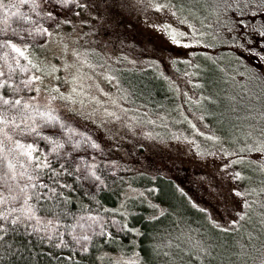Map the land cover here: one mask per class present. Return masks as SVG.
<instances>
[{"label": "snow or ice", "instance_id": "1", "mask_svg": "<svg viewBox=\"0 0 264 264\" xmlns=\"http://www.w3.org/2000/svg\"><path fill=\"white\" fill-rule=\"evenodd\" d=\"M24 5L29 6L27 11L22 10ZM136 5L142 7L145 12L148 9L161 13L167 10L181 24L187 25L188 30L174 27L168 20L151 25L165 35L171 44L184 49L206 44L208 36H211L212 40L208 47L215 48L217 44H226L243 49L247 46L246 42L237 39L243 32H248L249 35L259 33L260 39L264 40V0H203L202 5L189 10L187 14L185 5H177L175 0H136ZM136 5L129 0H104L106 15L102 18L97 15V19L111 22L126 10L136 8ZM94 7L98 13L101 5L97 2ZM88 8L89 3L81 0H0V24L3 25L0 27V34L6 37L0 40V49L3 50L0 52V59L4 60V67H0V89H6L10 93L0 91V242H5L0 247V253L3 257L11 255L13 258L19 253L22 264H28L23 252L28 251L29 256L33 253L30 249L14 248L12 243H8L7 237L10 233L22 231L29 236L35 233L37 239L44 244L70 249L73 255L68 256V260H72L78 252L80 260L76 264H144L140 251L135 246V240L131 241L130 255L126 254L127 246L122 244L119 248L105 250L119 241L120 233L140 235V229L131 227L128 220L124 219L129 216L126 209L119 219L116 215L109 218L108 212H117L120 209H107L96 199V192L108 187L107 171L98 167L95 156L88 153V149L93 152L102 150L101 144L87 131L76 127L73 116L70 115L84 116L85 113L81 109L90 101L101 106L109 102L114 105L115 110L112 111L102 108L104 115L113 121H121L129 111L120 101L126 100L130 93L118 87L117 92H123V95L117 98L105 91L96 81L95 73L85 71L86 68L96 69L101 66L92 64L82 50L70 47L65 42L69 34L63 32L62 25L72 24V20L66 18L67 14ZM201 8L206 10L208 15L215 17V25L206 26L209 29L214 27L215 35L201 31L196 23L189 19L195 17ZM61 10L65 16L63 19ZM257 17L261 18L259 23H245L249 18L256 20ZM206 18L200 16L201 27L205 26L203 21ZM9 33L12 38H7ZM17 38L19 42H16ZM31 49H47L51 51L53 59L58 58L61 63L34 57ZM248 50L264 59V45L252 46ZM68 53L74 57L71 62L67 59ZM188 55L195 56L196 53L191 52ZM204 55L207 56L206 53ZM207 58L214 59L210 56ZM236 59L237 67L245 69L244 73L237 71V75L264 80V72H258L255 67L250 68L239 57ZM22 60L24 63H21ZM131 63L135 64L136 61ZM171 63L174 66L179 63L189 64L190 60H182L180 56H176L171 58ZM61 69L65 72L64 83H61V77L57 75ZM73 69L75 71H72ZM102 75L113 86L120 85L116 75ZM160 75L163 76L162 71ZM164 78L168 79L166 76ZM69 82L70 90L63 91ZM93 87L97 93L109 97V100H101L98 95H93ZM207 99L212 100V97ZM57 102H60V107H57ZM200 102L196 101L197 104ZM77 104L79 108L76 107ZM61 108L67 112H62ZM92 112L94 115L95 109H92ZM118 112L121 114L118 115ZM259 115L264 117V112ZM88 118L91 119L92 116ZM135 119L136 117H132L128 121L129 125ZM199 119L203 120L204 116L201 115ZM192 127L195 129L196 125L192 124ZM35 138L46 141L47 145L41 148ZM208 138L217 142L221 140L217 135ZM237 147L239 152L255 154L258 159L239 155L237 151L223 146L218 153H204L231 157L217 165L220 178L209 181L207 188L211 200L216 201L225 213H235L237 218L227 221L231 227L222 225L213 218L208 208L201 207L188 197L193 207L202 212L214 228L222 232L239 229L241 221L249 218L248 213L254 206H259L261 215L264 216V182L258 186L240 183L251 180V176L243 170L245 165L248 171L264 174V131L255 136L252 131L246 132L245 143L238 144ZM81 148L84 149L83 155L79 152ZM200 154L198 151L197 155ZM107 163L105 162L106 165ZM235 165H240L241 168H235ZM110 170L113 173L116 171L115 168ZM49 173L51 175H48ZM176 187L181 194L187 196L182 187ZM148 191L151 193L157 189L153 186ZM76 192L88 198L89 203L80 200L78 207H70L74 203L71 193ZM127 199L125 196V200ZM93 203L98 210H93ZM148 203L156 212L155 215L147 217L149 221H157L158 217H163L168 211L161 204L151 200ZM261 223H264V220ZM65 237L69 239L66 240ZM181 237L184 239L181 240ZM182 243L184 247H181ZM173 245L181 252L186 251L190 258H194L192 264H211V259H214L213 250L207 244L202 240L193 242L191 235L183 232L175 239L169 236L167 242L156 243L153 250L171 248ZM180 259L181 264H185L183 257ZM259 264H264V254L261 255Z\"/></svg>", "mask_w": 264, "mask_h": 264}, {"label": "rangeland", "instance_id": "2", "mask_svg": "<svg viewBox=\"0 0 264 264\" xmlns=\"http://www.w3.org/2000/svg\"><path fill=\"white\" fill-rule=\"evenodd\" d=\"M193 1L184 0L180 3L188 4V8H193ZM195 1L203 2V0ZM81 2H88L89 8L87 10L77 9L75 12L67 14L66 18L72 20V24L62 25L63 32L69 34L65 42L70 47L82 50L92 64L101 66L96 69L86 68L85 71L94 72L96 81L105 91L112 93V96L117 98L123 95V92H117L118 87H122L124 91L130 93L126 100L120 101L125 108L129 109L121 121H113L104 115L102 108H108L110 111L115 110V106L110 102L101 106L90 101L81 109L85 113L84 116L70 114L73 116L76 127L81 131H87L101 144L102 150H98L96 161L104 164L108 162L109 165L115 161L113 167L118 169L122 167L132 174L143 173L152 178L155 177V179L158 177L171 179L184 189L187 198L191 197L201 207L208 208L214 219L231 227L227 221L237 218L235 213L231 211L225 213L216 201L211 200L207 192L209 181L220 178L217 165L222 160L231 159V157L204 155V153H218L223 146L237 151L239 155L258 159L255 154L239 152L237 145L245 143L246 132L252 131L255 136L264 131V117L259 115L264 112V80L254 79L253 83L256 82V86L260 85L254 89L256 86L254 84L251 88L249 77L239 75L236 79L233 77V84L242 86L243 88H239L243 92L229 88L233 86L223 77L227 72L222 74L217 72V69L213 67L215 65L213 60L206 58L213 57V51L216 52L215 48L207 46L212 43L211 36L206 37L204 45L184 49L171 44L165 35L151 26L153 23L168 20L174 27L188 30L187 25L181 24L167 10L161 13L154 9H148L145 12L142 7L136 5V0H129L130 3L136 5V8L131 11L126 10L123 15L116 17L111 22H104L102 19H97V15L101 18L106 15L104 0H81ZM97 2L101 5L98 13L94 7ZM200 16L198 15L199 19L193 17H189V19L193 23L196 21L200 23ZM203 16L207 17L203 21L205 26L201 27V23H196V25L201 31H208L215 35L214 27L211 29L206 27L208 24L215 25V17L208 14ZM61 18H65L62 10ZM260 19V17H257L256 20L248 19L245 23L257 24ZM85 33L87 35H84ZM77 37L79 39H75ZM237 39L246 42L247 46L239 49L235 45L217 44L216 47L229 49L232 55L239 57L250 68L255 67L258 72H264V59L248 50L252 46L264 45V40L260 39L259 33L249 35L248 32H243L237 36ZM191 52H195L196 55H188ZM257 52H259L258 47ZM205 53L207 56L204 55ZM176 56H180L182 60L188 59L190 63H179L174 66L171 63V58ZM227 58L229 55L220 57L222 60L226 59L228 64ZM67 59L71 62L74 57L68 53ZM131 61H136V63L133 64ZM55 63L59 64L61 61L57 58ZM161 71L163 72L162 77ZM239 72L244 73L245 69H239ZM102 73L116 75L120 80V85L113 86ZM184 73H188V75H184ZM59 74L61 83H64V70L61 69ZM165 76L168 79L163 78ZM165 81H168L169 86L174 89L176 99L166 87ZM226 84L229 87L223 89V85ZM175 85L179 87L177 88ZM218 86L221 87L220 93L215 92ZM244 88L247 92L254 90L244 94ZM69 90L70 82L63 88L65 92ZM91 92L93 95H98L101 100H109V97L97 93L95 87L91 89ZM209 96L212 97V100L207 99ZM232 97L235 99H231ZM197 100L201 101L200 104L196 103ZM57 107H60V102H57ZM76 107L79 108V104ZM92 109H95L94 115ZM61 111L67 112L64 108H61ZM201 115L204 116L203 120L199 119ZM89 116L92 118H88ZM132 117H136V119L132 120L129 125L128 121ZM192 124L196 125L195 129ZM201 133L206 135H201ZM212 135L219 136L221 140L217 142L209 139L208 137ZM198 151L201 152L200 155H197ZM234 167L241 168L240 165ZM243 170L248 176H251V180L240 183L258 186L262 180L264 181L263 174L260 175V172L248 171L246 165ZM135 192L133 190L130 194ZM166 192L168 193V191ZM153 194L154 197L151 195L153 200H161L162 194L159 195V191L158 193L155 191ZM142 200L139 199L138 204H141ZM260 211L262 210L260 209ZM248 217L241 221L239 229L233 231L237 238L246 239L245 247H240L241 252L237 250L236 253L233 251V254L227 255L220 254L217 250L215 254V249H212L215 261L219 256L221 258L218 264H223V260L228 257L234 258L235 264L240 261L251 262L257 253L264 254L261 250L264 246V223H261L264 217L260 219L252 211L248 213ZM162 231L161 236L166 238L171 236L173 239L180 236L181 233L178 230L173 232L163 229ZM182 239L183 237H181ZM181 247H184L183 243ZM161 250L164 258L159 259L157 264H180L179 260L174 257L176 252H180V249L173 245L171 248L162 247ZM165 253H171V255H165ZM259 259H257V264H259Z\"/></svg>", "mask_w": 264, "mask_h": 264}, {"label": "trees", "instance_id": "3", "mask_svg": "<svg viewBox=\"0 0 264 264\" xmlns=\"http://www.w3.org/2000/svg\"><path fill=\"white\" fill-rule=\"evenodd\" d=\"M183 1L184 0H175L177 5L181 4L180 2ZM193 3H194L193 8L192 7L188 8L187 6L188 4H184L185 14H187L189 10L196 9L197 6L202 5L203 2L198 3L194 0ZM28 7H29L28 5H24L22 10L27 11ZM207 14H208L207 11L201 8V10L198 11L196 16L193 18L199 19L198 15H207ZM196 23L198 24L199 21H196ZM2 26L3 25L0 24V27ZM5 38L6 37L4 34H0V40ZM7 38H12L11 33L8 34ZM16 42H19L18 38ZM215 49L216 52L214 50L213 51L214 55L213 54L212 55L213 58L216 57L217 59L215 58L208 59L207 57L206 58L207 60H213V62L215 63L213 67L217 69V72L219 73L221 72V74L227 72L225 76L223 75L224 80L230 82L233 87H229L227 86L228 84H226L223 85V89L229 87L231 89L233 88L234 91L243 92V90L240 89L243 88L242 86H235L233 84V77L236 79L239 76L236 74V72L237 71L239 72V69L243 68V67H237V59H236L237 56L232 55L230 50L226 48L215 47ZM2 51L3 50L0 49V52ZM31 52L34 57L39 56L42 58H46L47 60L55 63L56 59H53L51 51L47 49H31ZM221 55H229V58H227L229 61L228 62L229 65L227 64L226 59L225 60L220 59ZM21 63H24V61L22 60ZM203 64L205 65V61L203 62ZM0 67H4L3 59H0ZM221 69H223V71H221ZM57 75L60 76L59 73H57ZM229 76H231V78H229ZM253 81L254 79L252 80L250 79L249 84L251 88L256 83V82L253 83ZM45 83H47V81H45ZM165 85L168 88V90L171 93H173L172 95L173 98L176 99L175 91L171 86H169L168 81H165ZM257 86L254 89H256ZM220 89L221 87L218 86L215 92L220 93L221 91ZM245 89L246 88H244L245 91L244 94L250 92V91L247 92V90ZM254 89H252L251 92ZM0 91H4L6 94H10L6 89H0ZM35 139L37 140V143L40 144L41 148L47 145L46 141H41L39 140V138H35ZM79 152L82 155L85 154L83 148H81ZM88 153L94 155L95 158L98 156V150L93 152L92 149H88ZM89 162L91 163L92 161L89 160ZM113 166L114 165L112 163L111 165L109 164L106 165L104 163L98 162V167L101 168L102 170L107 171L108 187L102 191H97L96 199L99 200L100 203L107 209H120V211L117 212H111V211L108 212L107 215L109 218L112 215H116L119 219L122 216L123 211L126 209L129 213V216L124 217V219L128 220L129 225L131 227L139 228L141 234L136 235L128 232H122L120 233L119 241L115 244L109 245L108 248L105 249L106 251L111 250L112 248H119L120 245L122 244L127 246L126 254L130 255L131 254L130 249L132 247L131 241L135 240L136 242L135 246L137 250L140 251V256L144 260V264H157L158 260L163 259L164 257L162 256L163 254L161 250L162 248L154 251L153 250L154 245L160 242H167L168 240V238L161 236V234L163 233L162 231L163 229L168 231L172 230L173 232L178 230L185 234H190L193 242H195L196 240H202L211 249H215V254H216V250L220 254L221 253H225L226 255L233 254V251L236 253L237 250L240 251L241 248L245 247L244 246L246 243L245 238L244 239L237 238L236 237L237 235H235L233 231L222 232L219 229L214 228L208 222L205 215L202 212H200L197 208L193 207V205L189 202L187 196L181 194L178 191L176 187L177 184L173 180L168 179L166 177H158L157 179L154 180L152 177L146 174L145 175L143 173L132 174L131 172L126 171L122 167L121 169H118ZM111 168H115L116 171L114 173L111 172L110 170ZM249 173L251 175V172ZM48 175H51V173H49ZM261 182L264 181L262 180ZM153 186L157 189V193L159 191V195L162 194L161 200L156 199L157 200L156 201L152 199L151 195H153L154 197L153 193L155 191L149 193L148 190L153 188ZM133 190H135L136 192L134 194H130L131 191ZM166 191H168V193ZM141 193H143V195H141ZM71 195L74 197V203L70 205V207L72 208L78 207L80 200H83V202L86 204L89 203L88 198L84 197L80 192L71 193ZM125 196L128 197L127 200H125ZM139 199L142 200L141 204H138ZM149 200L153 201L154 203L161 204L163 208H165V206L167 205L166 207V209L168 210L167 213L163 217H158L157 221H149L147 219L149 215L156 214L155 210L150 207L148 203ZM122 201H123V207H121ZM91 206L94 211L98 210L94 203ZM251 211L255 216L259 217L260 219L264 217L261 215L259 206H254ZM65 239L68 240L69 237H65ZM7 242L12 243V246L14 248L24 247L26 249L31 250V252L33 253L31 256H29L28 251L23 252L24 257L28 260V264H76V262L80 260V255L78 254V252L76 255L73 256L72 260H68L67 257L73 255L72 250L55 248L49 244H44L37 239L35 233H33L31 236L24 234L22 231H19L15 234L10 233L7 237ZM4 243L5 242H0V247H2ZM261 250L262 252H264V246ZM49 253H51V255H49ZM261 254L262 253H257V256H255V259L252 258L251 262L244 263L240 261L237 264H257L256 263L258 261L257 259L261 257ZM19 256L20 254L18 253L15 258H13L11 255H9L8 257H3L2 253H0V264H22V262L19 259ZM174 257H176L177 260H179L180 264H181L180 257H183V261L185 262V264H192V261L194 260V258H190V256L186 251L176 252ZM220 259H221L220 256L216 261L215 259H211V263L215 261V263L213 264H218ZM223 261H224L223 264H235L236 260L234 258L228 257Z\"/></svg>", "mask_w": 264, "mask_h": 264}]
</instances>
